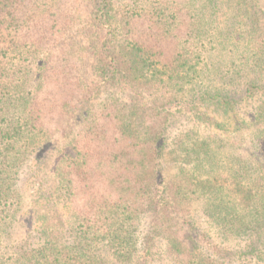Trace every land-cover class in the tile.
Masks as SVG:
<instances>
[{
    "label": "trees",
    "instance_id": "trees-1",
    "mask_svg": "<svg viewBox=\"0 0 264 264\" xmlns=\"http://www.w3.org/2000/svg\"><path fill=\"white\" fill-rule=\"evenodd\" d=\"M229 5L0 0V264H264V23Z\"/></svg>",
    "mask_w": 264,
    "mask_h": 264
},
{
    "label": "rangeland",
    "instance_id": "rangeland-1",
    "mask_svg": "<svg viewBox=\"0 0 264 264\" xmlns=\"http://www.w3.org/2000/svg\"><path fill=\"white\" fill-rule=\"evenodd\" d=\"M237 1V0H236ZM235 0H224L225 5H229V4H234L236 2ZM258 2V9H261V14H260V19H262V22L264 23V0H257ZM230 6V5H229ZM85 6H83V13H85ZM221 15L219 16V21H221V18H223L224 16H227L225 11H222L220 13ZM223 25L219 26V29H217V37L215 40V43L213 44L211 42V38L205 39V40H201V42H206L208 47L212 49L210 50V52L208 53V56L210 57L211 62H213L215 65L218 64V59L220 58V56H222L221 54H219V52H222L221 50H216L213 48V45L222 47V46H227L230 44H234V39H226V34L228 32H226L227 30L225 28H223ZM205 29L207 28H211L210 24L207 23V25H204ZM211 31V30H210ZM78 41L83 42L84 39H80L81 37H76ZM210 42V44L208 43ZM223 57V56H222ZM206 76H207V80H209L211 82V78H215L216 75V70L214 69V67H211L209 69L206 70ZM215 81V79H214ZM213 85H216V87L219 86V81H215V82H211ZM256 100H253L252 102V106L256 105ZM76 122L71 120L69 122L70 125V129L71 128H75L76 126ZM31 154L29 153L28 157H25V161H26V165L24 167V186L26 188V197L28 199V201L30 202H35L36 198H38V195H40L41 193V185L43 183H45V185H48V182H50L52 180V175H51V162H52V156L50 155H46L45 157H43V161L39 164V165H32L29 168L28 165L31 162ZM34 156V155H33ZM40 170V171H39ZM39 173L38 177H34L31 174L32 173ZM24 232H25V226L22 224H20L16 230L13 232V236L17 239H20L24 236Z\"/></svg>",
    "mask_w": 264,
    "mask_h": 264
}]
</instances>
